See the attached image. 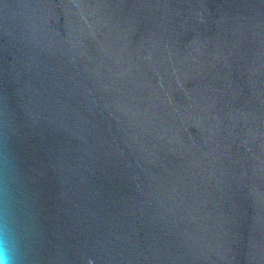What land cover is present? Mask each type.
<instances>
[{
  "label": "water",
  "instance_id": "1",
  "mask_svg": "<svg viewBox=\"0 0 264 264\" xmlns=\"http://www.w3.org/2000/svg\"><path fill=\"white\" fill-rule=\"evenodd\" d=\"M14 264H264V0H0V235Z\"/></svg>",
  "mask_w": 264,
  "mask_h": 264
},
{
  "label": "clouds",
  "instance_id": "2",
  "mask_svg": "<svg viewBox=\"0 0 264 264\" xmlns=\"http://www.w3.org/2000/svg\"><path fill=\"white\" fill-rule=\"evenodd\" d=\"M0 264H14L13 250L9 246L6 233L0 235Z\"/></svg>",
  "mask_w": 264,
  "mask_h": 264
}]
</instances>
